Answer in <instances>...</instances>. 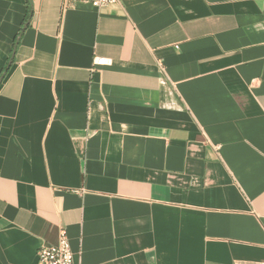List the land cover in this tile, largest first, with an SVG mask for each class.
Instances as JSON below:
<instances>
[{"label": "crops", "instance_id": "obj_1", "mask_svg": "<svg viewBox=\"0 0 264 264\" xmlns=\"http://www.w3.org/2000/svg\"><path fill=\"white\" fill-rule=\"evenodd\" d=\"M93 1L32 0L0 83V264L63 230L76 264H264V0Z\"/></svg>", "mask_w": 264, "mask_h": 264}, {"label": "built area", "instance_id": "obj_2", "mask_svg": "<svg viewBox=\"0 0 264 264\" xmlns=\"http://www.w3.org/2000/svg\"><path fill=\"white\" fill-rule=\"evenodd\" d=\"M120 4V0H95L93 6L98 9L115 7ZM107 65V60L96 59L94 67ZM39 264H76L74 253L65 230L61 231L59 242L55 246L42 245L39 249Z\"/></svg>", "mask_w": 264, "mask_h": 264}, {"label": "trees", "instance_id": "obj_3", "mask_svg": "<svg viewBox=\"0 0 264 264\" xmlns=\"http://www.w3.org/2000/svg\"><path fill=\"white\" fill-rule=\"evenodd\" d=\"M27 4H28V14H27V18H26V21H25V24L23 25L22 29H21V32L20 34L18 35L15 43H14V46H13V54H15V51H16V47L17 45L19 44V41H20V38L22 37L24 31L26 30V28L29 26V22H30V19H31V15H32V0H27ZM12 59V57H11ZM11 65L9 64V66L7 67V69L5 70V72L3 73V76L1 77L0 79V83L2 82V80L4 79V76L6 74V72L9 70V67Z\"/></svg>", "mask_w": 264, "mask_h": 264}, {"label": "water", "instance_id": "obj_4", "mask_svg": "<svg viewBox=\"0 0 264 264\" xmlns=\"http://www.w3.org/2000/svg\"><path fill=\"white\" fill-rule=\"evenodd\" d=\"M13 58H14V54L12 55V59H11V61H10V65H11V63H12Z\"/></svg>", "mask_w": 264, "mask_h": 264}]
</instances>
